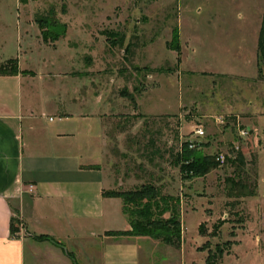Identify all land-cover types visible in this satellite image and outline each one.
Segmentation results:
<instances>
[{
    "label": "rangeland",
    "instance_id": "1",
    "mask_svg": "<svg viewBox=\"0 0 264 264\" xmlns=\"http://www.w3.org/2000/svg\"><path fill=\"white\" fill-rule=\"evenodd\" d=\"M263 11L264 0H0L9 47L24 31L40 32L38 56L55 74L88 71L91 90L107 89L100 166L110 191L151 181L180 199V214L195 208L182 225L186 245L201 238L200 264L209 255L213 264H264V81L256 58ZM44 21L57 25L43 32ZM123 91L136 108L113 103ZM183 143L213 159L208 173L182 179L172 156ZM154 255L156 264L177 258Z\"/></svg>",
    "mask_w": 264,
    "mask_h": 264
},
{
    "label": "crops",
    "instance_id": "2",
    "mask_svg": "<svg viewBox=\"0 0 264 264\" xmlns=\"http://www.w3.org/2000/svg\"><path fill=\"white\" fill-rule=\"evenodd\" d=\"M5 28L0 21V64L14 61L17 74L0 75V264H156L157 251L175 252V264H200L201 238L186 245L182 225L195 208L181 211L179 250L111 234L130 228L122 201L103 195L111 190L100 166L110 94L91 90L88 71L76 79L55 74L38 56L40 32L24 31L9 47Z\"/></svg>",
    "mask_w": 264,
    "mask_h": 264
},
{
    "label": "trees",
    "instance_id": "3",
    "mask_svg": "<svg viewBox=\"0 0 264 264\" xmlns=\"http://www.w3.org/2000/svg\"><path fill=\"white\" fill-rule=\"evenodd\" d=\"M23 3L24 0H19ZM42 24V23H41ZM57 25L55 21H44L41 29L48 30ZM257 76L264 81V11L257 36ZM8 61L0 64V75L17 74V68H7ZM120 95L131 101L133 108L136 107L131 94L123 91ZM188 143H183L172 156V164L179 167L182 179L201 176L209 172L213 167V159L201 155V153L190 149ZM244 187V186H243ZM159 185L151 181L142 183L140 186L120 191H107L103 195L110 198H119L122 201V212L126 216L129 230L111 233L118 236L147 237L170 246L175 250L181 248L182 226L180 214V199L177 196L166 194ZM253 192H248V196ZM235 203H227L226 206L234 207ZM234 224H241L242 220H236ZM212 256H208L206 264L211 262Z\"/></svg>",
    "mask_w": 264,
    "mask_h": 264
},
{
    "label": "built area",
    "instance_id": "4",
    "mask_svg": "<svg viewBox=\"0 0 264 264\" xmlns=\"http://www.w3.org/2000/svg\"><path fill=\"white\" fill-rule=\"evenodd\" d=\"M241 134H244L242 131L240 132ZM194 134L196 137H202L203 136V130L201 128H197L195 131H194ZM190 149H195V146L191 143L189 144L188 146ZM217 161H222L223 160V156H219L216 158ZM29 189L31 190L32 187H29Z\"/></svg>",
    "mask_w": 264,
    "mask_h": 264
}]
</instances>
